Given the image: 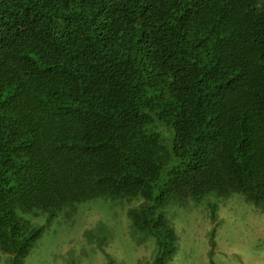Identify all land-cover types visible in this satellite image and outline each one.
<instances>
[{
	"label": "trees",
	"instance_id": "obj_1",
	"mask_svg": "<svg viewBox=\"0 0 264 264\" xmlns=\"http://www.w3.org/2000/svg\"><path fill=\"white\" fill-rule=\"evenodd\" d=\"M236 195L264 213V0H0L11 264L95 199L133 205L131 239L169 264L167 210Z\"/></svg>",
	"mask_w": 264,
	"mask_h": 264
},
{
	"label": "rangeland",
	"instance_id": "obj_2",
	"mask_svg": "<svg viewBox=\"0 0 264 264\" xmlns=\"http://www.w3.org/2000/svg\"><path fill=\"white\" fill-rule=\"evenodd\" d=\"M168 209L166 216L179 238L169 264H264V213L236 195ZM126 203L95 199L63 212L46 225L25 264H149L154 239L136 244L130 237ZM32 219V218H31ZM86 232L91 233L86 236ZM0 264H11L0 252Z\"/></svg>",
	"mask_w": 264,
	"mask_h": 264
}]
</instances>
